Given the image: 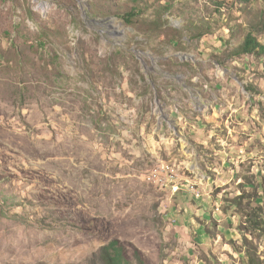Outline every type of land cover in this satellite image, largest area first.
Segmentation results:
<instances>
[{
	"label": "rangeland",
	"instance_id": "rangeland-1",
	"mask_svg": "<svg viewBox=\"0 0 264 264\" xmlns=\"http://www.w3.org/2000/svg\"><path fill=\"white\" fill-rule=\"evenodd\" d=\"M137 1L0 0V264H264V0Z\"/></svg>",
	"mask_w": 264,
	"mask_h": 264
},
{
	"label": "trees",
	"instance_id": "trees-1",
	"mask_svg": "<svg viewBox=\"0 0 264 264\" xmlns=\"http://www.w3.org/2000/svg\"><path fill=\"white\" fill-rule=\"evenodd\" d=\"M133 6L128 8L126 7L121 13H113L114 16L118 17L124 26L132 27L137 26V24L141 25L139 28V32H149L152 29L161 36L169 37L168 44L171 47H176L178 43V38L176 36L181 35L182 32L189 33L190 40L199 39L210 35L212 30L208 25H194L192 23H188L184 28L178 30L170 26L169 20L165 19V15L170 11V5H158V6H148L147 1L143 4L139 3L137 0H132ZM155 7V8H154ZM149 8H153L154 20L148 22L143 19L142 16L146 13ZM165 26H168L167 29L171 33H166L164 31ZM145 28L147 31H145ZM150 29V30H149ZM245 54H264V45H261L257 42L255 38L251 35H247L244 41L238 46L236 49L232 51V56H241ZM249 92H252L250 89ZM251 222V221H250ZM102 264H122L120 262L119 256L108 251L105 248L101 249L100 252ZM136 264H145L144 261L136 256ZM248 264H259V261L256 257L249 258Z\"/></svg>",
	"mask_w": 264,
	"mask_h": 264
},
{
	"label": "built area",
	"instance_id": "built-area-1",
	"mask_svg": "<svg viewBox=\"0 0 264 264\" xmlns=\"http://www.w3.org/2000/svg\"><path fill=\"white\" fill-rule=\"evenodd\" d=\"M158 170H159V168H158ZM154 182L155 183H160L161 187H165V184L167 182H175V181H168V174H165V177L162 176V179H155ZM179 190H181V188H177L176 187V182H175V190L174 191H176V193H177Z\"/></svg>",
	"mask_w": 264,
	"mask_h": 264
},
{
	"label": "crops",
	"instance_id": "crops-1",
	"mask_svg": "<svg viewBox=\"0 0 264 264\" xmlns=\"http://www.w3.org/2000/svg\"><path fill=\"white\" fill-rule=\"evenodd\" d=\"M182 185V184H181ZM174 194L176 193V191L175 192H173ZM216 216V215H215Z\"/></svg>",
	"mask_w": 264,
	"mask_h": 264
}]
</instances>
